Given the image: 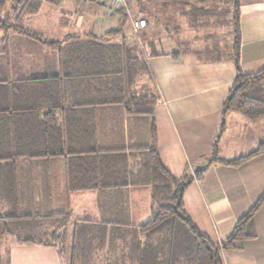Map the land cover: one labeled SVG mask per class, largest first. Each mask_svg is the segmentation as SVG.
Segmentation results:
<instances>
[{
	"label": "trees",
	"instance_id": "16d2710c",
	"mask_svg": "<svg viewBox=\"0 0 264 264\" xmlns=\"http://www.w3.org/2000/svg\"><path fill=\"white\" fill-rule=\"evenodd\" d=\"M13 1V13L33 14L43 0ZM157 1L231 4L233 40L226 59L233 63L235 76L221 117L233 112L248 121L262 119L264 68L248 75L240 70L238 0ZM8 2L0 0V30L56 52L60 74L11 82L0 79V199L7 201L10 210L0 212V238L56 246L65 264H223V251L240 250L255 238L253 217L264 202V192L220 244L202 235L185 212L183 194L192 179L173 177L160 159L153 120L158 95L141 46L123 40L105 43L91 34L49 41L18 23L10 24ZM112 10L111 17L127 19L124 9ZM119 35L121 30L105 37ZM103 106H120L135 119L137 128L147 127L148 136L128 148L98 140ZM119 121L113 120L115 127L122 126ZM222 130L223 124L213 146ZM263 152L261 144L253 153L231 161L219 159L214 152L208 163L238 166ZM22 165L41 170L24 171ZM57 166L66 194L97 193L98 221L70 223L67 200L63 210L53 212L47 206L41 212L54 194ZM134 187L149 189L151 211L150 219L137 226L129 223L126 196V190Z\"/></svg>",
	"mask_w": 264,
	"mask_h": 264
},
{
	"label": "crops",
	"instance_id": "0c3cea01",
	"mask_svg": "<svg viewBox=\"0 0 264 264\" xmlns=\"http://www.w3.org/2000/svg\"><path fill=\"white\" fill-rule=\"evenodd\" d=\"M8 1L9 23H18L46 40L62 41L66 36L83 39L91 34L105 43L123 40L141 46L158 95L153 120L160 159L173 177H191L192 182L183 194L184 210L202 235L220 244L264 192V152L238 166L208 163L214 152L219 159L231 161L251 154L264 144V119L248 121L237 113L221 117L222 104L235 76L233 63L226 59L233 40L231 4L135 0L134 6L129 5L132 18L146 23L135 36L127 19L111 17L113 10L102 11L103 0H72L74 12L61 5L64 0L55 5L43 0L33 14L13 13L14 1ZM238 3L240 70L246 75L254 74L264 68V0H238ZM175 4L180 5L176 10ZM93 5L101 10L87 9ZM79 7L86 11L82 13ZM202 28L209 33L199 46H193L192 34H185L177 47L171 46V30ZM116 30H121L122 35L105 37ZM59 74L56 52L10 30H0V79L11 82L17 78L30 80ZM120 109V106H103L98 116V140L125 148L137 146L141 138L148 136L147 128H137L135 119ZM114 119L120 120L122 126L115 127ZM221 124L222 133L213 146ZM21 167L28 172L41 170ZM55 170L54 194L41 212L48 210L47 206L53 212L63 210L67 200L70 223L98 221L97 193L66 194L61 168L57 166ZM126 196L130 225L149 220V189L128 188ZM38 199L35 203L40 202ZM6 211H10L9 204L1 198L0 212ZM253 225L255 238L244 242L240 250L223 251V264H264V202L253 217ZM0 264L65 262L56 246L23 245L12 236H4L0 238Z\"/></svg>",
	"mask_w": 264,
	"mask_h": 264
},
{
	"label": "rangeland",
	"instance_id": "374dc122",
	"mask_svg": "<svg viewBox=\"0 0 264 264\" xmlns=\"http://www.w3.org/2000/svg\"><path fill=\"white\" fill-rule=\"evenodd\" d=\"M110 1L111 0H103V3H104V6H102V11H104V10H106L108 13H110V11H112V7L110 6ZM127 2V10H125V13H126V15H127V20L129 21V26H130V29H131V31H132V25H131V22H130V18L132 19V20H134V18H132L133 16V14H132V11L130 10V7H129V5L130 6H134L135 4H136V2H135V0H127L126 1ZM73 2H72V0H64L63 1V3L61 4L64 8H71V9H73V12L75 11V6H74V4H72ZM180 5H177V4H175L174 6H173V9H175L176 10V7H179ZM82 9V13L83 12H85L86 11V9H83V7H79V10H81ZM87 9H89V10H94V9H96V10H98V9H100L101 10V8H99V6L97 5H93L92 6V8L91 7H89V8H87ZM44 10V9H43ZM51 10V9H50ZM55 10V9H54ZM78 11V10H77ZM76 11V12H77ZM171 11H173L172 9L171 10H169L168 12H171ZM51 12H53V9L51 10ZM168 12L166 13L167 15H168ZM163 26V25H162ZM163 30H161V33H163L162 32ZM207 33H209V30H206L205 28H202V29H196V30H184V29H181V30H171L170 31V40L172 41V43H171V46H172V44H174L175 45V47H177L176 45H178L179 44V42L181 41V40H183L186 36H185V34H192V36H194L195 37V39H194V42H192L193 43V46L195 45V46H199L201 43H202V39L205 37V35L207 34ZM184 37V38H183ZM179 48H180V46H178ZM178 49V48H177ZM231 113H233V112H231ZM241 116V115H240ZM262 119H264V117L262 118ZM262 119H260V120H262ZM259 121V120H258ZM146 127V126H145ZM147 128V127H146ZM260 146V145H259ZM259 146L257 147V149L259 148ZM256 149V150H257ZM255 150V151H256ZM254 152V151H253ZM252 152V153H253Z\"/></svg>",
	"mask_w": 264,
	"mask_h": 264
},
{
	"label": "built area",
	"instance_id": "2783aa9c",
	"mask_svg": "<svg viewBox=\"0 0 264 264\" xmlns=\"http://www.w3.org/2000/svg\"><path fill=\"white\" fill-rule=\"evenodd\" d=\"M110 6L113 9H124L127 10V2L126 0H111L110 1ZM130 22L132 25V32L134 35H138L139 32L146 26L145 20H132L130 18Z\"/></svg>",
	"mask_w": 264,
	"mask_h": 264
},
{
	"label": "bare ground",
	"instance_id": "6f19581e",
	"mask_svg": "<svg viewBox=\"0 0 264 264\" xmlns=\"http://www.w3.org/2000/svg\"><path fill=\"white\" fill-rule=\"evenodd\" d=\"M127 1V0H126Z\"/></svg>",
	"mask_w": 264,
	"mask_h": 264
}]
</instances>
